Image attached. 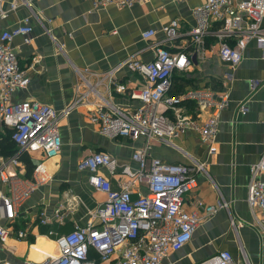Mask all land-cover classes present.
Instances as JSON below:
<instances>
[{"label":"crops","instance_id":"0c3cea01","mask_svg":"<svg viewBox=\"0 0 264 264\" xmlns=\"http://www.w3.org/2000/svg\"><path fill=\"white\" fill-rule=\"evenodd\" d=\"M10 1L3 0L0 7L7 9ZM28 1L30 8L20 5L5 19H0L2 32L34 13L30 17L33 28L30 42L25 44L21 36L12 39L17 60L27 70L31 82L26 88L15 90L11 100H35L52 106L57 112L70 108L59 121L62 148L57 156L45 158L41 152H28L29 164L18 158L17 166L10 164L6 168L8 173L28 176L32 167L41 163L51 174V180L39 186L18 207L13 227L26 229L27 237L17 238L12 234L5 242H0V263L39 262L44 258L42 252L56 253V234L88 223L99 225L92 212L104 201L105 195L88 183L87 172L78 168L80 162L91 151H104L121 162L133 164L130 161L132 151L146 142L144 138L112 139L99 132L98 126L88 117L96 96L88 92L82 101L72 104L86 88L78 72L87 69L100 74L129 58L151 60L153 44L163 40L162 26L177 19L179 36L174 42H163L172 52H186L191 65L173 73L170 94L211 86L217 91L227 90L230 102L220 116L215 153H208L194 129L172 139L181 150L152 139L148 152L170 163H188L193 158L203 164L204 171L196 174V186L185 195L187 211L195 200L215 204L223 199L227 208L203 220L190 241L179 250L171 251L162 264H196L223 249L229 250L237 261L243 259L244 251L249 264H264V235L246 202L250 166L264 150V59L255 43H248L241 63L232 72V79H227L224 74L229 67L218 58L214 35L205 38L198 52H194L190 41L189 31L194 24L191 10L204 0H146L131 7L95 5L96 0ZM148 29L156 33L144 40L141 33ZM85 76L107 97L104 84L97 85L95 76ZM115 77L128 88L144 85L143 78L126 67L120 68ZM252 79L263 81L255 91L250 88ZM109 98L121 108H133L137 104L115 91ZM241 102L245 103V112L239 111ZM166 113L173 117L171 111ZM180 114L199 121L206 117V112H197L191 102H183ZM7 132V127L0 122V138ZM3 151L0 148V163L9 156ZM7 188L0 182L2 192L7 193ZM59 204L63 205L62 219L53 216ZM40 212L50 218L48 223H40ZM228 216L236 224L240 223L235 234L230 232ZM49 230L54 234L48 235ZM91 257L96 258L95 252H91ZM116 259L114 255L107 261L97 260L96 264H115Z\"/></svg>","mask_w":264,"mask_h":264},{"label":"built area","instance_id":"2783aa9c","mask_svg":"<svg viewBox=\"0 0 264 264\" xmlns=\"http://www.w3.org/2000/svg\"><path fill=\"white\" fill-rule=\"evenodd\" d=\"M145 1L96 0L95 5L131 7ZM20 5L30 8L28 0H12L7 9L0 7V19H5ZM191 13L194 24L189 35L194 52L199 51L207 36L214 35L218 58L229 67L225 78L232 79V72L241 63L249 42L255 43L264 59V0H204L194 6ZM32 14L23 18L20 24L0 32V122L12 130L11 139L17 147L0 163V182L8 187L7 193L0 190V242H5L12 234L17 238L27 237L26 229L13 227L18 207L39 186L51 180V174L41 163L34 167L30 176L8 173L6 168L10 164L17 166L22 152H41L45 158L57 156L62 148L59 121L70 108L57 112L52 106L35 100H11L15 90L26 88L31 82L27 70L17 60L12 39L21 36L25 44L30 42ZM214 23L218 26L213 27ZM161 31L163 40L153 44L151 60L129 58L100 74L87 69L78 72L81 84L86 88L72 104L82 101L91 92L96 101L89 109L88 117L101 134L112 139L144 138L146 144L132 151L130 161L133 164L121 162L104 151H91L86 155L78 168L87 172L88 183L105 195L104 201L92 212L99 225L88 223L58 233L54 237L56 253L42 252L44 258L41 261L24 260L19 264H96L97 260L107 261L114 255L117 256L115 264H162L171 251L179 250L190 241L203 220L217 210L227 208L223 199H218L215 204L195 200L191 210L187 211L185 195L196 186V174L204 171L203 164L193 158L188 163H170L148 152L152 139L180 149L172 139L194 129L199 140L207 146L208 153H215L220 116L230 102L227 90L217 91L211 86L188 88L178 95L169 93L173 73L186 70L191 60L186 52H172L164 45L163 41L174 42L179 36L177 19L169 20ZM155 33L148 29L141 37L147 40ZM122 67L140 75L144 85L128 88L119 82L115 74ZM85 74L95 76L97 85L104 84L107 97L96 85L90 84ZM262 82L250 80L251 90L255 91ZM113 91L137 101L136 106H116L109 98ZM183 102L193 103L197 112H206V117L199 121L181 115ZM168 110L173 117L166 113ZM246 110L245 103L241 102L239 111ZM249 171L246 202L264 235V150ZM62 208L59 204L55 209V218L62 219ZM40 216V223L50 221L44 212H40ZM231 222L234 225L232 218ZM52 234L54 231L49 230L48 235ZM92 251L96 258L91 257ZM242 258L237 261L229 250L223 249L196 264H249L244 251Z\"/></svg>","mask_w":264,"mask_h":264},{"label":"trees","instance_id":"16d2710c","mask_svg":"<svg viewBox=\"0 0 264 264\" xmlns=\"http://www.w3.org/2000/svg\"><path fill=\"white\" fill-rule=\"evenodd\" d=\"M169 93H170V90H169ZM7 129H8L7 134L4 135L2 138H0V148H2L4 150L3 151L4 152L3 153L4 155L11 156L16 151L17 147H16L15 142L11 139V132H12V130L10 128H7ZM5 151H7V152H5ZM26 153H28V152H22V153H20V155L18 156V158H19V160H23V161H25V162H27L29 164V161H28L29 160V156ZM33 167H32V169L30 171V174L28 176L31 175L32 170H33Z\"/></svg>","mask_w":264,"mask_h":264},{"label":"rangeland","instance_id":"374dc122","mask_svg":"<svg viewBox=\"0 0 264 264\" xmlns=\"http://www.w3.org/2000/svg\"><path fill=\"white\" fill-rule=\"evenodd\" d=\"M195 88V87H194ZM234 221V220H233ZM227 222H228V224H229V228H230V232L231 233H233V234H235L236 233V231H238V224H236V222L234 221V225L232 224V222H231V219L229 218V216H228V218H227ZM259 228V227H258ZM259 230H260V228H259ZM261 231V230H260ZM236 244V243H235ZM247 259V258H246ZM247 263H248V259H247Z\"/></svg>","mask_w":264,"mask_h":264}]
</instances>
